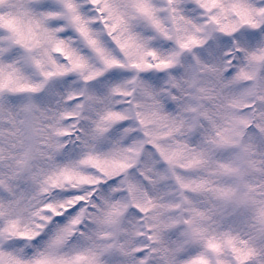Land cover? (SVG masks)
<instances>
[{"label":"snow or ice","instance_id":"snow-or-ice-1","mask_svg":"<svg viewBox=\"0 0 264 264\" xmlns=\"http://www.w3.org/2000/svg\"><path fill=\"white\" fill-rule=\"evenodd\" d=\"M0 264H264V0H0Z\"/></svg>","mask_w":264,"mask_h":264}]
</instances>
